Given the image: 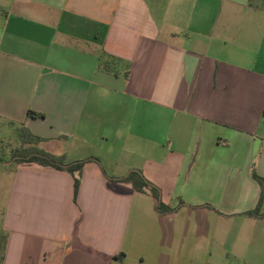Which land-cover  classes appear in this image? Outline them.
<instances>
[{"label": "crops", "instance_id": "obj_1", "mask_svg": "<svg viewBox=\"0 0 264 264\" xmlns=\"http://www.w3.org/2000/svg\"><path fill=\"white\" fill-rule=\"evenodd\" d=\"M255 4L0 0V122L65 166L92 159L74 175L16 163L0 264H264V218L243 215L260 195L251 171L264 178ZM128 137L154 147L147 166L118 165ZM135 169L175 177L178 208L160 214L121 181Z\"/></svg>", "mask_w": 264, "mask_h": 264}, {"label": "rangeland", "instance_id": "obj_2", "mask_svg": "<svg viewBox=\"0 0 264 264\" xmlns=\"http://www.w3.org/2000/svg\"><path fill=\"white\" fill-rule=\"evenodd\" d=\"M262 1L263 0H257V4L262 5ZM129 143L132 144L128 146ZM39 145V142H36L35 140L32 141L23 133L20 128L14 130L12 126H5L4 123L0 122V218L2 216L3 210L5 209L6 200L9 193V175H11L10 173L14 169V167L17 166V164L14 162V159L12 158V152L17 149L19 151H24V153L27 154L31 150L38 149ZM127 147L130 150L126 153L121 152V160H119L118 165L124 163V159L129 164H132V166L135 165L139 166L140 168H143L148 165L146 162V157H151L153 153L152 149H154L153 146L147 144V142L142 138L128 137L124 142L125 150ZM160 153L169 154L166 149H164ZM4 164H9L10 167L8 168V166H4ZM146 170L150 169L147 168ZM133 171L140 172L147 181L157 187L159 190V201L162 202L164 205H167L166 202H168L169 200L171 185L175 177H146V175L142 173L141 169H135ZM168 173L172 174L174 172L172 169H170ZM126 174H128V172ZM109 178L111 177H108L107 179Z\"/></svg>", "mask_w": 264, "mask_h": 264}, {"label": "trees", "instance_id": "obj_3", "mask_svg": "<svg viewBox=\"0 0 264 264\" xmlns=\"http://www.w3.org/2000/svg\"><path fill=\"white\" fill-rule=\"evenodd\" d=\"M254 2L257 3V0H251L252 4H254ZM255 6L264 9V0L262 1V5L255 4ZM27 116L34 117V118L44 117L42 113H37L31 110L27 111ZM21 130L23 131V129ZM23 133L27 137H29L32 141L34 140L36 142L39 141L36 137H33L30 134H27L25 131H23ZM12 158L14 159L15 163H19V164L34 163L42 167H49V168H53L56 170H66L72 175H74L75 173H80L83 166L87 162L92 160V159H88L86 161H79V162H75L73 164L65 166L62 157H56L40 149L31 150L27 154L24 153V151H19L16 149L15 151L12 152ZM0 162H1V158H0ZM251 177L258 184L260 188L259 200H258L257 205L253 209L243 213V215L250 217V218H264V213L260 211L261 206L264 202V178L260 177L254 171V169L251 171ZM109 180L113 181V178H109ZM121 181L130 183L132 185V188L135 191L150 194L155 199L156 201L155 208H156V211L160 214H168L178 208V207L172 208L160 202L158 188L155 187L153 184H151L149 181H147L145 177L138 171L130 172L128 176L125 177L124 179H121ZM78 187H79V179L78 177H74V193L75 194L78 190ZM5 245H6V234L0 232V260L2 259Z\"/></svg>", "mask_w": 264, "mask_h": 264}]
</instances>
